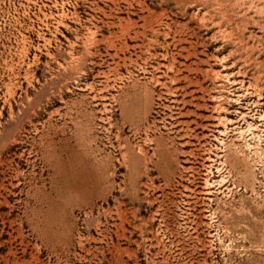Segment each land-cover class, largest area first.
Returning <instances> with one entry per match:
<instances>
[{
  "label": "rangeland",
  "instance_id": "374dc122",
  "mask_svg": "<svg viewBox=\"0 0 264 264\" xmlns=\"http://www.w3.org/2000/svg\"><path fill=\"white\" fill-rule=\"evenodd\" d=\"M0 264H264V0H0Z\"/></svg>",
  "mask_w": 264,
  "mask_h": 264
}]
</instances>
